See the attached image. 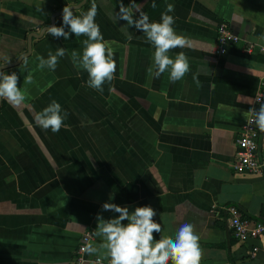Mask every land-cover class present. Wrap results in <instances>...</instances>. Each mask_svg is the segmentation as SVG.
<instances>
[{"label": "crops", "instance_id": "crops-1", "mask_svg": "<svg viewBox=\"0 0 264 264\" xmlns=\"http://www.w3.org/2000/svg\"><path fill=\"white\" fill-rule=\"evenodd\" d=\"M134 2L150 21L174 5L173 27L188 45L169 55L188 57L183 79L149 75L154 48L118 19L119 0H95V22L116 63L103 92L88 87L87 72L71 61L86 37L47 31L62 25L65 5L80 15L93 0H0V70L18 74L24 96L18 104L0 99V264H69L86 232L89 244L101 242L97 213L118 215L101 212L105 202L151 206L162 228L156 239L191 223L200 264H264V242L238 241L227 212L236 205L264 222V173L234 167L240 128L264 93V0ZM221 23L242 39L227 54L217 52ZM58 47L66 54L55 71L39 69L36 57ZM52 100L65 115L56 133L35 119ZM259 156L264 163V133ZM85 260L108 263L87 252Z\"/></svg>", "mask_w": 264, "mask_h": 264}, {"label": "clouds", "instance_id": "clouds-1", "mask_svg": "<svg viewBox=\"0 0 264 264\" xmlns=\"http://www.w3.org/2000/svg\"><path fill=\"white\" fill-rule=\"evenodd\" d=\"M151 6L157 7L155 0H152ZM173 11L174 5L168 4L161 13L160 21H150L149 16L134 0H131L129 6L119 0L117 16L127 22V29L134 27L142 31L147 42L153 46V64L148 69L149 75L159 78L167 71L170 81L174 83L183 79L190 71V65L184 52L177 53L174 58L169 55L172 49L188 45L187 39L177 34L173 27L175 19L169 15ZM136 13H139L138 18H134ZM96 15L95 0L90 9L80 15H75L73 9L65 5L62 9V25H50L47 31L51 36L63 37L64 40H68L71 34L75 37H86L82 41V52H71V61L75 67L87 72L88 87L103 92L104 84L114 78L116 63L112 49L104 41L100 27L95 22ZM65 28L68 30L65 31ZM258 40L264 41V36ZM65 54L66 49L58 47L55 54L49 50L47 58L38 55L37 67L55 71L58 58L64 57ZM18 82L19 76L16 72L0 70V99L17 104L23 101L24 96ZM31 82L32 76H26L25 83ZM248 113L253 117L251 122L264 133V103L260 104L258 110L253 108ZM35 119L44 129H51L56 133L63 127L65 115H62L61 105L52 100L37 113ZM103 211L118 215L105 219L101 213H97L94 234L101 242L88 244L85 248L88 254L101 255L108 260V264H200L203 255L199 244L200 237L191 223L182 224L174 236L156 239L154 233L159 234L162 228L161 224L153 219L156 212L151 206H137L130 211L128 206L105 202L102 204L101 212Z\"/></svg>", "mask_w": 264, "mask_h": 264}, {"label": "built area", "instance_id": "built-area-1", "mask_svg": "<svg viewBox=\"0 0 264 264\" xmlns=\"http://www.w3.org/2000/svg\"><path fill=\"white\" fill-rule=\"evenodd\" d=\"M241 37L236 34L226 24L221 23L218 27L217 42L220 54H227L239 42ZM253 46L249 45L245 49L251 51ZM264 100V93H260L256 97V102L262 103ZM252 115H248L243 122L239 135L237 137L238 153L234 167L237 171L246 169L251 173H264V163L259 156L260 143L262 139V132L256 127ZM228 223L238 241L244 242L248 239H255L264 242V222L252 219L245 215L238 206L227 207ZM92 240V232H86L82 237L81 243L69 264H84L85 263V248ZM260 247L255 246L252 249V256L256 255ZM96 262L101 263L102 260L98 258ZM108 264V263H107Z\"/></svg>", "mask_w": 264, "mask_h": 264}]
</instances>
